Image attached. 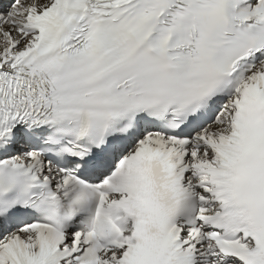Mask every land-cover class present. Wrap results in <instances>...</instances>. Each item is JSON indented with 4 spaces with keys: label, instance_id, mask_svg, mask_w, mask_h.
I'll return each mask as SVG.
<instances>
[{
    "label": "snow or ice",
    "instance_id": "snow-or-ice-1",
    "mask_svg": "<svg viewBox=\"0 0 264 264\" xmlns=\"http://www.w3.org/2000/svg\"><path fill=\"white\" fill-rule=\"evenodd\" d=\"M0 264H264V0H0Z\"/></svg>",
    "mask_w": 264,
    "mask_h": 264
}]
</instances>
